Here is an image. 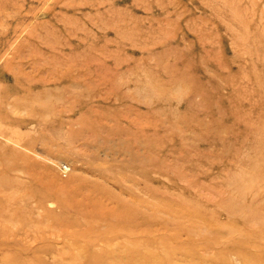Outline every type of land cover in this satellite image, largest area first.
<instances>
[{
    "label": "rangeland",
    "instance_id": "rangeland-1",
    "mask_svg": "<svg viewBox=\"0 0 264 264\" xmlns=\"http://www.w3.org/2000/svg\"><path fill=\"white\" fill-rule=\"evenodd\" d=\"M0 165V264H264V0H0Z\"/></svg>",
    "mask_w": 264,
    "mask_h": 264
},
{
    "label": "bare ground",
    "instance_id": "bare-ground-1",
    "mask_svg": "<svg viewBox=\"0 0 264 264\" xmlns=\"http://www.w3.org/2000/svg\"><path fill=\"white\" fill-rule=\"evenodd\" d=\"M3 158H4V156H3ZM3 158H1V159L3 160ZM3 168H5L4 165H3ZM6 168H7V170L6 169L5 170L7 171V173L10 172L11 168H9V166H7ZM4 175H6V173H4V172L0 173V179H3L4 178ZM5 181H7V177H6V180Z\"/></svg>",
    "mask_w": 264,
    "mask_h": 264
}]
</instances>
